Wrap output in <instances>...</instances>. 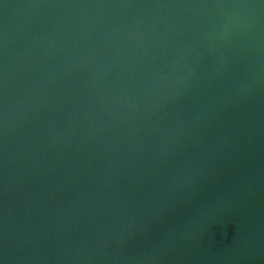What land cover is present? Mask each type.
<instances>
[{
  "label": "water",
  "instance_id": "1",
  "mask_svg": "<svg viewBox=\"0 0 264 264\" xmlns=\"http://www.w3.org/2000/svg\"><path fill=\"white\" fill-rule=\"evenodd\" d=\"M0 264H264V0H0Z\"/></svg>",
  "mask_w": 264,
  "mask_h": 264
}]
</instances>
